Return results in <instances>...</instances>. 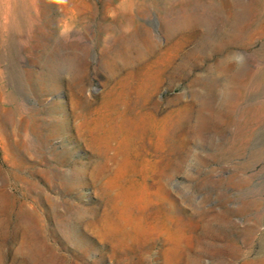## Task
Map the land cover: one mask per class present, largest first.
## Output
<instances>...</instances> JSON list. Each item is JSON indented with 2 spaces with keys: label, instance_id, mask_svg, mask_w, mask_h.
<instances>
[{
  "label": "rangeland",
  "instance_id": "rangeland-1",
  "mask_svg": "<svg viewBox=\"0 0 264 264\" xmlns=\"http://www.w3.org/2000/svg\"><path fill=\"white\" fill-rule=\"evenodd\" d=\"M0 264H264V0H0Z\"/></svg>",
  "mask_w": 264,
  "mask_h": 264
}]
</instances>
